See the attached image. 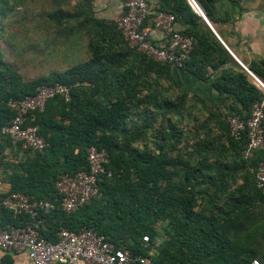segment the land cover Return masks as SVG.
<instances>
[{
	"label": "trees",
	"instance_id": "trees-1",
	"mask_svg": "<svg viewBox=\"0 0 264 264\" xmlns=\"http://www.w3.org/2000/svg\"><path fill=\"white\" fill-rule=\"evenodd\" d=\"M59 1L19 0L18 9L0 0V40L14 52L12 65L0 54V126L13 118L10 98L33 95L37 87L55 82L70 87L68 101L56 95L42 111L28 115L26 124L37 125L48 145L42 152L30 148L34 157L11 175V191L53 200L60 175L88 169L91 146L106 151L110 176L98 182V198L71 214L57 202L44 215L42 235L54 241L60 228H93L117 248L149 256L154 264H250L254 258L264 264V195L253 171L264 161V150L256 162L244 157L247 138L234 139L226 121L235 114L217 122L193 118L182 87L177 85L175 95L168 90L173 66L130 48L115 20L94 15V0H81L88 16L85 30L77 32L65 25ZM195 1L210 19L206 0ZM163 10L177 22L187 21L183 35L198 37V27L205 25L188 0H174ZM237 78L246 82L243 74ZM263 98L251 100L244 119ZM182 121L194 123L204 137L186 156L171 153L184 133L177 128ZM237 169L245 171L243 182L231 190ZM204 184L213 192L205 193ZM219 193L230 202L215 213ZM202 195L209 200L201 204ZM26 220L0 208V227ZM164 221L168 227L160 234L155 225Z\"/></svg>",
	"mask_w": 264,
	"mask_h": 264
},
{
	"label": "built area",
	"instance_id": "built-area-1",
	"mask_svg": "<svg viewBox=\"0 0 264 264\" xmlns=\"http://www.w3.org/2000/svg\"><path fill=\"white\" fill-rule=\"evenodd\" d=\"M191 4L198 9L195 0ZM117 28L127 41V45L148 58L182 68L189 59L193 48V39L181 34L175 16L169 12H155L146 0H125L124 11L115 19ZM160 30L167 38L163 47L154 44L144 25ZM264 89V84L257 79ZM70 87L55 82L37 87L33 95L22 98H10L7 105L14 115L11 122L0 126V134L14 145L44 151L48 145L39 134L38 126L26 124L30 112L42 111L47 101L61 95L70 99ZM264 98L253 103L250 115L246 119L238 115L228 116L226 121L229 133L234 139L243 135L247 138L244 157L252 158L254 150H264ZM1 158V154H0ZM88 169L74 174H62L55 182L58 196L53 200L38 199L21 192L0 191V208L12 212L13 216H25L24 225L0 227V250L25 252L32 264H154L149 256L134 254L127 248H117L103 234L93 228L83 227L77 231L60 228L56 240L45 238L41 230L45 229L44 215L55 209L59 202L66 214H71L100 196L98 182L103 176H110L106 169L108 155L105 150L91 146L87 149ZM254 171L256 187L264 195V161H259ZM143 239L148 241V236ZM250 264H261L254 258Z\"/></svg>",
	"mask_w": 264,
	"mask_h": 264
},
{
	"label": "crops",
	"instance_id": "crops-1",
	"mask_svg": "<svg viewBox=\"0 0 264 264\" xmlns=\"http://www.w3.org/2000/svg\"><path fill=\"white\" fill-rule=\"evenodd\" d=\"M155 11L172 8L174 0H146ZM125 0H94L92 10L97 18L114 21L124 9ZM189 4L199 15L201 13ZM210 19L198 27L192 56L184 68L171 67L167 79L168 90L174 93L177 85L185 92V103L191 106L193 118L200 121H224L225 115L235 114L244 119L249 113L251 100L264 96V0H206ZM198 4V3H197ZM199 6V5H198ZM200 7V6H199ZM101 15L96 12H101ZM207 27L219 41L207 33ZM150 40L163 47L167 38L160 30L143 26ZM179 30L189 28L187 21H178ZM191 37V36H190ZM192 38V39H193ZM6 49V51H5ZM0 54L14 55L12 47L0 40ZM8 54V55H7ZM245 76L246 82L237 78ZM221 89V90H220ZM264 127V122H263ZM0 191H11V175L34 157L35 151L10 144L0 135ZM263 153L254 150L255 160ZM3 222V221H1ZM0 264H32L25 252L0 250Z\"/></svg>",
	"mask_w": 264,
	"mask_h": 264
},
{
	"label": "rangeland",
	"instance_id": "rangeland-1",
	"mask_svg": "<svg viewBox=\"0 0 264 264\" xmlns=\"http://www.w3.org/2000/svg\"><path fill=\"white\" fill-rule=\"evenodd\" d=\"M11 1L10 3L15 4V6L19 9L20 6L18 4L19 0H9ZM59 6L62 10V12L67 16L66 19H64L65 25L67 26L68 30L71 32H77L78 30H83L84 29V23L83 20L85 17L88 16L86 4L81 1V0H60L59 1ZM101 13H104L102 10L101 12H96V14L101 15ZM85 30V29H84ZM6 51V49H5ZM8 55V54H7ZM4 62L6 64H14V55H9L5 56L3 58ZM178 130L184 131V133L180 136V142L176 150H173L171 153L174 154H179V155H184L186 156V153L195 146V142L197 140H204L203 135L201 134L200 130L198 129L194 123L192 122H184L182 121L181 124H177ZM238 168V166H237ZM245 171H240L237 169L235 172L233 171V176L235 177V182L232 183L231 190L233 187L239 186L243 182V174ZM203 191L205 193L213 192V186L212 185H206L204 184V189ZM219 200H216L217 205H214L213 211L215 213H220L221 209L227 206V204L230 202V199L224 194V193H219ZM202 198V199H201ZM201 199V204L205 203L206 198L205 195H202L200 197ZM209 200V199H208ZM209 206V205H208ZM207 207V205H206ZM156 229L159 230L160 234H164V229L168 227L167 221L164 222H158L155 225Z\"/></svg>",
	"mask_w": 264,
	"mask_h": 264
},
{
	"label": "water",
	"instance_id": "water-1",
	"mask_svg": "<svg viewBox=\"0 0 264 264\" xmlns=\"http://www.w3.org/2000/svg\"><path fill=\"white\" fill-rule=\"evenodd\" d=\"M198 10L201 13V15H203V17H204V12H203V10L199 6H198Z\"/></svg>",
	"mask_w": 264,
	"mask_h": 264
}]
</instances>
